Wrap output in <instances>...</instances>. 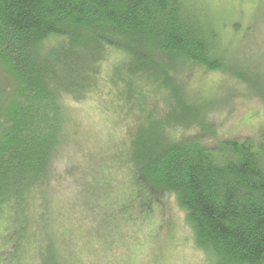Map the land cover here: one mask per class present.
Listing matches in <instances>:
<instances>
[{
  "label": "trees",
  "instance_id": "trees-1",
  "mask_svg": "<svg viewBox=\"0 0 264 264\" xmlns=\"http://www.w3.org/2000/svg\"><path fill=\"white\" fill-rule=\"evenodd\" d=\"M201 5L0 0V79L12 84L0 80V264H79L88 247H125L109 224L138 221L144 205L169 197L206 262L264 264V129L259 142L216 137L213 101L189 92L188 75L221 74L264 103L262 81L235 50L238 25L222 30ZM93 98L119 125L76 169L82 223L72 237L57 212L75 195L55 200L53 214L57 161L71 137L69 101ZM117 172L126 183L112 198Z\"/></svg>",
  "mask_w": 264,
  "mask_h": 264
},
{
  "label": "rangeland",
  "instance_id": "rangeland-1",
  "mask_svg": "<svg viewBox=\"0 0 264 264\" xmlns=\"http://www.w3.org/2000/svg\"><path fill=\"white\" fill-rule=\"evenodd\" d=\"M199 5L212 20H220L222 30L232 32L233 25H238L235 48L243 58L251 55L240 64L246 66L254 77H258L264 92V0H197ZM201 5V6H202ZM205 7V8H204ZM226 26H224V25ZM230 27V28H229ZM232 41V34L229 35ZM240 38L246 41L241 42ZM240 40V41H239ZM232 46V44H231ZM230 46V47H231ZM247 54V55H244ZM261 62V63H260ZM242 66V65H241ZM1 82L8 86L10 79L2 75ZM189 92L200 101H213L209 105L207 121L212 126L215 136L259 142L264 129V103L255 97L241 83L225 78L218 73L192 72L188 75ZM249 94V95H248ZM107 102L93 98L83 103L69 101L68 118L72 126L67 147L57 161L59 180L54 183L53 214L62 197H73L65 202V211L58 210L60 221L71 228L70 235L75 237L74 226H81L78 217L81 197L76 195L77 168L85 167L91 155H96L95 147L106 142L109 136H115L113 113ZM213 105V106H212ZM194 131L188 132L193 135ZM203 139L214 136L208 132ZM208 139V140H209ZM97 161V160H95ZM126 179L121 172L116 173L107 186L112 198L118 195L119 188H124ZM58 198V199H55ZM55 200H59L57 203ZM56 203V204H55ZM78 213V214H77ZM112 218L116 219L111 209ZM138 221H121L116 230L115 223L109 224L115 242L117 238L125 247L108 248L98 254L90 247L80 256L79 264H209L202 254L195 249L184 214L174 200L169 197L164 204L156 203L150 209L144 205ZM55 215V214H54ZM129 219V217H128ZM58 227L59 223L56 222ZM87 233H94L98 228L87 225ZM117 231V232H116ZM70 236V237H71ZM107 242L106 240H104ZM92 251V252H91ZM124 251V252H122ZM123 253V254H122Z\"/></svg>",
  "mask_w": 264,
  "mask_h": 264
}]
</instances>
